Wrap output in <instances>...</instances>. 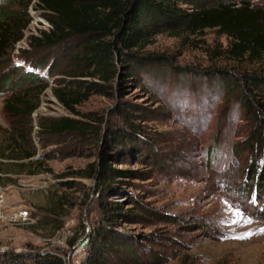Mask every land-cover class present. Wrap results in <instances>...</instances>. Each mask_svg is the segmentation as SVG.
I'll use <instances>...</instances> for the list:
<instances>
[{"label":"rangeland","instance_id":"374dc122","mask_svg":"<svg viewBox=\"0 0 264 264\" xmlns=\"http://www.w3.org/2000/svg\"><path fill=\"white\" fill-rule=\"evenodd\" d=\"M219 1L264 8V0ZM28 15L14 62L28 52L30 35L50 29L44 11L31 6ZM227 45L225 36L210 29L157 35L140 52L141 64H114L113 82H98L104 93H91L74 106L78 115L61 106L52 89L92 79L75 76V63L63 52H28L38 65L52 62L49 86L32 115L33 161L43 168L0 185L5 213L23 208L29 215L24 224L0 222V256L50 252L65 264H80L100 228L112 245L111 260L264 264V141L218 73L264 76V56L255 63L233 62ZM2 104L0 96V126H6ZM61 118L86 122L88 132L46 135L41 124ZM115 130L127 137L118 147L111 143ZM103 165L112 171L99 180L93 171Z\"/></svg>","mask_w":264,"mask_h":264},{"label":"trees","instance_id":"16d2710c","mask_svg":"<svg viewBox=\"0 0 264 264\" xmlns=\"http://www.w3.org/2000/svg\"><path fill=\"white\" fill-rule=\"evenodd\" d=\"M183 4L191 7L185 9ZM31 6L45 12L50 29L39 30L26 39L28 52L36 55L63 52L75 63L71 69L73 74L76 72L75 76L92 79L81 80L72 87L52 89L58 103L76 115L74 106L86 101L91 93H104L98 82L105 85L113 82L116 62L141 64L144 58L140 52L160 34L176 38L216 30L228 39L225 54L230 61L255 63L264 56V8L245 1L0 0V96H3L2 111L6 117V126H0V174L34 175L43 168L42 162L33 161L32 115L49 86L47 78L52 75V62L47 66L38 65L29 58L28 52L15 56L17 62L13 60L15 47L29 27ZM4 67L6 70H1ZM123 68L127 69L124 65ZM43 70L42 74L38 73ZM218 73L230 82V94L239 97L249 116L256 121L261 130L256 132V138L262 137L264 141V76L253 71L219 70ZM41 127L46 135L58 136L87 133L89 128L86 122L74 118L53 120ZM114 133L116 137L111 138V143L118 147L127 137L118 130ZM252 168L251 164L249 170ZM110 170L103 165L93 173L103 180ZM9 183L14 184L15 180L0 176L1 186ZM76 239L71 238L68 245L73 246ZM110 249L112 245L99 228L89 239L80 264H130L111 260ZM0 257V264H65L62 255L50 252L12 253Z\"/></svg>","mask_w":264,"mask_h":264},{"label":"built area","instance_id":"2783aa9c","mask_svg":"<svg viewBox=\"0 0 264 264\" xmlns=\"http://www.w3.org/2000/svg\"><path fill=\"white\" fill-rule=\"evenodd\" d=\"M3 193L0 189V222L10 224H24L29 220L28 211L23 208L13 209L10 214L3 210Z\"/></svg>","mask_w":264,"mask_h":264},{"label":"crops","instance_id":"0c3cea01","mask_svg":"<svg viewBox=\"0 0 264 264\" xmlns=\"http://www.w3.org/2000/svg\"><path fill=\"white\" fill-rule=\"evenodd\" d=\"M1 177H10V178H17L20 175H12V174H0ZM9 185V184H8ZM6 186V185H5ZM4 187V186H3Z\"/></svg>","mask_w":264,"mask_h":264},{"label":"snow or ice","instance_id":"6c2138e0","mask_svg":"<svg viewBox=\"0 0 264 264\" xmlns=\"http://www.w3.org/2000/svg\"><path fill=\"white\" fill-rule=\"evenodd\" d=\"M261 231H264V229H262ZM237 238H243V237H237Z\"/></svg>","mask_w":264,"mask_h":264}]
</instances>
